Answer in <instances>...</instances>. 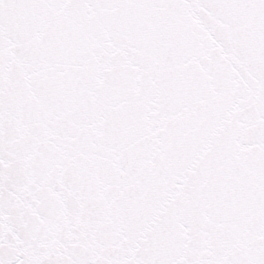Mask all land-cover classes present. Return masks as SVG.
Returning <instances> with one entry per match:
<instances>
[{
    "label": "snow or ice",
    "instance_id": "obj_1",
    "mask_svg": "<svg viewBox=\"0 0 264 264\" xmlns=\"http://www.w3.org/2000/svg\"><path fill=\"white\" fill-rule=\"evenodd\" d=\"M0 264H264V0H0Z\"/></svg>",
    "mask_w": 264,
    "mask_h": 264
}]
</instances>
